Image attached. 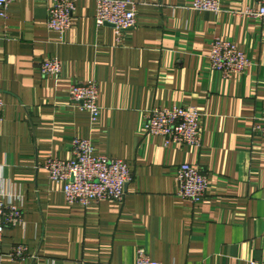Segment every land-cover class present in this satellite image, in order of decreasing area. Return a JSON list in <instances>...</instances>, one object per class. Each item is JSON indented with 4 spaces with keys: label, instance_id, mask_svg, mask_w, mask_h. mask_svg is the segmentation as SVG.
<instances>
[{
    "label": "crops",
    "instance_id": "obj_1",
    "mask_svg": "<svg viewBox=\"0 0 264 264\" xmlns=\"http://www.w3.org/2000/svg\"><path fill=\"white\" fill-rule=\"evenodd\" d=\"M137 27L117 44L97 28L96 0H78L75 24L61 36L48 26L49 2L9 6L2 21L0 191L23 222L0 240V264H135L144 249L161 264H264V24L236 12L258 0H221L220 14L194 12L193 0H131ZM236 42L251 61L239 76L210 68L213 41ZM62 62L58 78L40 64ZM96 81L101 114L93 124L69 96ZM202 113L199 149L144 137L149 112L173 105ZM76 138L98 156L126 161L133 174L123 202L68 205L47 158H72ZM195 165L212 183L202 204L178 197L179 167ZM24 244L29 254L12 260Z\"/></svg>",
    "mask_w": 264,
    "mask_h": 264
},
{
    "label": "built area",
    "instance_id": "obj_2",
    "mask_svg": "<svg viewBox=\"0 0 264 264\" xmlns=\"http://www.w3.org/2000/svg\"><path fill=\"white\" fill-rule=\"evenodd\" d=\"M26 0H0V38L3 32L2 21L7 17L9 6ZM36 4L49 2L48 26L64 36L75 24L76 3L78 0H31ZM96 26H111L116 35L117 44H121L125 34L137 27L136 4L131 0H96ZM189 9L194 12L220 14L223 11L221 0H193ZM264 24V0H258L256 9L236 12ZM210 68L230 78L244 74L251 65L248 56L236 42L224 38L213 41L210 52ZM63 70L62 62L48 58L39 67L43 77H60ZM2 80L0 78V126L4 121V102L2 99ZM73 103L81 110L89 113L91 122L96 124L100 114V86L96 81L86 84L75 83L69 89ZM143 126L144 137H161L167 147L199 149L202 142V113L194 106L158 107L148 114ZM255 129L264 140V121L255 125ZM72 158L59 160L47 158L44 169L52 183L60 185L67 203L71 207L88 209L107 201L123 202L127 193V185L133 181L129 164L121 159L95 154L93 143L89 139L76 138L72 143ZM0 164V172H1ZM178 197L202 204L212 189V183L195 165L182 164L176 175ZM23 222V212L17 208L12 199L6 200L0 191V240L6 230ZM29 254L24 244L12 248V260H22ZM135 264H161L153 261L144 249L135 254ZM251 264H258L251 262Z\"/></svg>",
    "mask_w": 264,
    "mask_h": 264
}]
</instances>
